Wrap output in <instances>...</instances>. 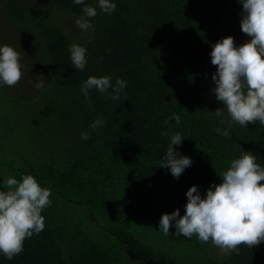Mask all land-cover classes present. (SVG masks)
<instances>
[{
    "label": "trees",
    "instance_id": "16d2710c",
    "mask_svg": "<svg viewBox=\"0 0 264 264\" xmlns=\"http://www.w3.org/2000/svg\"><path fill=\"white\" fill-rule=\"evenodd\" d=\"M112 2L109 14L85 0L97 7L94 31L85 32L68 31L60 18L83 15L85 5L74 0H1V32L43 87L0 85V190L7 178L31 174L51 189L52 204L42 212L45 228L13 259L0 253V264H264V242L224 254L196 236L175 235L174 222L167 236L159 229L162 214L179 208L183 216L191 186L206 195L245 151L264 166L259 121L233 123L227 137L216 131L228 126L220 123L227 116L214 114L222 106L205 71L225 12L239 45L250 39L241 31L242 4ZM74 43L87 49L83 71L71 65ZM103 75L127 82L119 100L111 89L82 94L88 77ZM177 132L184 139L173 147L192 160L179 178L160 166Z\"/></svg>",
    "mask_w": 264,
    "mask_h": 264
},
{
    "label": "clouds",
    "instance_id": "9594fccd",
    "mask_svg": "<svg viewBox=\"0 0 264 264\" xmlns=\"http://www.w3.org/2000/svg\"><path fill=\"white\" fill-rule=\"evenodd\" d=\"M242 4L241 31L250 39L236 45L232 35L223 37L212 46L211 63L216 66L212 75L215 83L214 94L223 107L214 111L224 129L216 131L227 137L233 123L243 127L249 124L264 126V0H238ZM84 4L83 15L77 19V26L87 32L94 31L89 18L97 15V7L85 4V0H74ZM98 7L105 13L116 10L112 0H98ZM71 65L83 71L87 64V49L72 44ZM20 53L11 45L0 46V85L15 87L23 78ZM101 61L103 57L100 58ZM127 82L117 78L115 84L110 75L90 76L83 83L81 91L85 98L89 90L108 93L110 98L119 100ZM40 89L43 82L35 83ZM177 124L180 116L173 113ZM169 119H172L170 117ZM103 119L95 120L90 127L99 128ZM165 135L166 133H161ZM82 139H89V133H81ZM184 138L177 132L163 156L160 166L170 168L171 174L179 178L192 160L181 155L173 146L180 145ZM222 182L212 184L201 195L197 185L187 193V203L183 216L177 208L164 213L159 220V229L165 236L175 227V235L193 237L200 242H211L222 253L239 254L240 246L253 248L264 242V166L257 163V156L245 151L239 158L232 159L230 167L222 174ZM7 190H0V253L9 260L24 250V241L39 234L45 228L42 212L51 206V189L43 187L37 178L24 174L22 179L9 177L4 182Z\"/></svg>",
    "mask_w": 264,
    "mask_h": 264
},
{
    "label": "rangeland",
    "instance_id": "374dc122",
    "mask_svg": "<svg viewBox=\"0 0 264 264\" xmlns=\"http://www.w3.org/2000/svg\"><path fill=\"white\" fill-rule=\"evenodd\" d=\"M0 5H1V0H0ZM222 19L220 20V23L222 25L225 26V29L222 31V34L220 36V39H222L223 37H226V36H229L231 34H233L232 36L234 37L235 39V43L237 46H239V43H240V40H238L236 38V36L234 35V31H236V29L234 30L232 27H231V24L230 22L232 23V25L235 24V22H233V20L231 19V17L228 15L227 12H225L223 14V16H221ZM60 18L61 20L65 23V26L67 27L68 31L70 30H78V26L76 25V18L74 16H72L71 14L69 13H63L60 15ZM229 26H230V34H228V30H229ZM233 29V30H232ZM1 24H0V46H3L5 44H8L6 39L4 38V35L3 33L1 32ZM12 45V44H11ZM18 51V50H17ZM22 63V62H21ZM23 65V64H22ZM24 67V65H23ZM216 66L212 65L211 61L208 63L207 67H206V76L207 78L215 85L214 81L212 80V75L213 73L216 72ZM39 74L37 73H33V76H30L28 71L23 69V78L20 80V85L21 86H27L25 88H28V92H31L33 91L36 87H35V83H39V82H42L39 78H38ZM223 107L222 103L220 101H218ZM211 243V242H210ZM212 247H214L215 250H220L218 247L214 246L213 244H211ZM145 264H148V263H145Z\"/></svg>",
    "mask_w": 264,
    "mask_h": 264
}]
</instances>
